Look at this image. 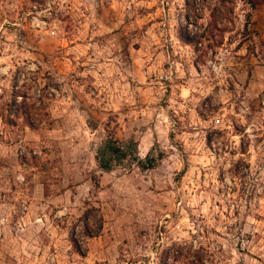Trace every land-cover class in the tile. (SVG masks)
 <instances>
[{
	"label": "rangeland",
	"instance_id": "1",
	"mask_svg": "<svg viewBox=\"0 0 264 264\" xmlns=\"http://www.w3.org/2000/svg\"><path fill=\"white\" fill-rule=\"evenodd\" d=\"M190 10L0 0V104L17 68L52 94L50 129L0 125V264H264V0ZM107 136L152 167L99 170Z\"/></svg>",
	"mask_w": 264,
	"mask_h": 264
},
{
	"label": "trees",
	"instance_id": "2",
	"mask_svg": "<svg viewBox=\"0 0 264 264\" xmlns=\"http://www.w3.org/2000/svg\"><path fill=\"white\" fill-rule=\"evenodd\" d=\"M193 0H184L186 7V18L190 15V6L192 5ZM252 7L255 8L254 3L252 2ZM185 18V19H186ZM208 30L215 29L214 23L208 25ZM212 27V28H211ZM201 35L190 37L184 33V30L180 28L179 39L183 44L194 46L198 43V40ZM32 78L29 80H22L24 77L23 72L17 68L12 76V82L10 84L9 92V101L0 104V125L3 128L13 129V128H28L31 131L38 132L44 127L50 129L49 123V113L47 112L48 101L52 96L50 92L44 93V88L37 90L36 96L30 94L31 90H34L35 79L39 74V70L29 73ZM45 75V74H44ZM47 84L45 87L55 84H52V78L49 74H46ZM20 82V83H19ZM0 96V100H1ZM131 144L123 145L118 140L114 139L112 136H107L103 140L102 144L95 151V161L99 170L103 172H111L115 169V165L123 161L127 162V165L131 166L132 164L138 165L139 168H144V165L147 167H152L153 160L150 159L149 155H146L143 159H140L138 154L131 150ZM33 160H36L35 155L32 156ZM44 186V184H43ZM46 192V188H45ZM92 210H87L83 216V236L85 238H93L99 235V232L102 228V218H98V226L94 230L89 228L88 220L90 219V214ZM71 245L74 251L80 256L85 257V252L82 250L80 242L73 238L72 234L69 236ZM194 261H191V264L198 263L195 257H192ZM166 264V263H163Z\"/></svg>",
	"mask_w": 264,
	"mask_h": 264
}]
</instances>
